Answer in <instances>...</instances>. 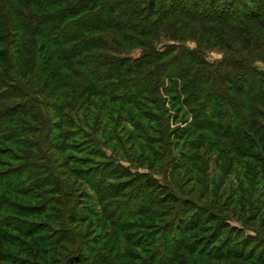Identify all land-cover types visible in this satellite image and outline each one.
Listing matches in <instances>:
<instances>
[{
    "label": "trees",
    "instance_id": "16d2710c",
    "mask_svg": "<svg viewBox=\"0 0 264 264\" xmlns=\"http://www.w3.org/2000/svg\"><path fill=\"white\" fill-rule=\"evenodd\" d=\"M135 46L142 49L138 57L123 56ZM215 49L224 54L211 63L208 54ZM258 62L264 63V0H0V159L13 162L0 160V264L8 263L2 258L21 239L28 248H19L25 261L29 256L53 259L40 237L48 230L46 223L32 220L50 221L41 206L62 205L46 198L64 193L54 171L71 164L64 156L55 166L44 153L49 148L69 151L68 134L60 132L58 144L56 131L97 134L123 120L132 123L134 113L164 128L165 95L176 108L175 118L191 121L176 136L179 148H199V142L212 137L234 142L229 151L234 159L259 151L247 156L260 165L264 70ZM188 135L200 139L190 141ZM69 175L90 186L80 172ZM163 194L177 202L167 188ZM113 224L120 230L117 219ZM169 224L140 223L137 229L152 230L142 245L151 243L157 231L162 239L169 235ZM70 236L64 241L74 244ZM158 242L162 249L172 246L168 250L175 264H188L180 260L182 242ZM123 249L115 250L114 258L126 260L119 264L136 259ZM96 256L95 264H107L100 253Z\"/></svg>",
    "mask_w": 264,
    "mask_h": 264
},
{
    "label": "rangeland",
    "instance_id": "374dc122",
    "mask_svg": "<svg viewBox=\"0 0 264 264\" xmlns=\"http://www.w3.org/2000/svg\"><path fill=\"white\" fill-rule=\"evenodd\" d=\"M187 44L192 48L197 46L194 41ZM141 52L142 49L135 46L123 56L136 58ZM223 54L215 49L208 54V61H220ZM257 65L264 70V63ZM163 99L166 101V111L161 114L166 120L164 128H156L157 121L141 119L134 113L132 123L123 120L118 126L112 124L97 134L81 129V136L80 132L68 128L54 132L58 144L62 143L59 133L68 134L69 151L62 154L49 148L44 150L48 153L45 155L55 161V166L64 156L71 159V164L69 168L54 171L56 179L65 186L64 193L46 195L47 199L54 197L62 205L51 204L50 208L42 205L40 211L45 210L50 221L41 217L32 220L46 223L48 230L40 237L48 245L47 253L53 259L37 260L29 256L31 263L75 264L79 258L82 264H95L96 255L100 253L103 256L100 260L119 264L126 260L114 258L118 247L135 256L129 264H149L156 259V264H175L170 252L172 246L162 249L158 242L170 238L178 245L181 242L185 245L179 255L180 260L188 264H264V174L259 169L264 165V156H259L260 165L248 157L259 151L248 150L240 160L234 159L229 152L234 142L212 137L210 140L215 144L204 138L199 148H179L176 136L182 134L191 121L185 122L181 115L176 119V108L171 100L165 95ZM155 115L160 118L157 112ZM258 121L264 124V118ZM134 124L151 126L154 131L136 128ZM188 138L195 141L199 137L188 135ZM142 145L145 150L139 152ZM37 154L39 152H35ZM65 157L62 160L65 161ZM0 160L13 164L9 159ZM40 163L46 164L45 161ZM73 171L88 178L90 186L70 176ZM151 185L156 189L147 190ZM166 188L177 202H168V196L163 194ZM146 218L155 221L148 222ZM116 219L120 230L114 227ZM140 223H153L155 228L170 223L169 235L165 234L162 239L157 231L151 243L142 245L149 239L144 240V235L152 230L151 226L146 231L137 229ZM41 228L39 225L38 231ZM67 234L71 235L67 238L74 239V244L64 241ZM26 245L22 239L17 240L16 247L9 248L10 254L2 258L8 262L3 264L30 263L19 256V248L28 249ZM112 247L114 250H110Z\"/></svg>",
    "mask_w": 264,
    "mask_h": 264
}]
</instances>
